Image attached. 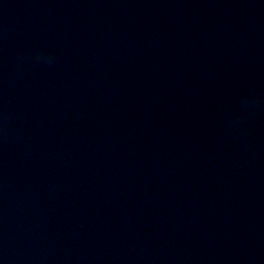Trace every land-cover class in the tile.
Masks as SVG:
<instances>
[{
    "label": "clouds",
    "instance_id": "clouds-1",
    "mask_svg": "<svg viewBox=\"0 0 264 264\" xmlns=\"http://www.w3.org/2000/svg\"><path fill=\"white\" fill-rule=\"evenodd\" d=\"M38 55L43 56L44 53H39ZM49 59H54V55L50 54ZM259 103H260L259 98L256 97L255 95H250V96L245 97V105L249 108L252 106L258 105ZM242 119H243V115L236 117L235 120L233 121V124L238 125L240 120Z\"/></svg>",
    "mask_w": 264,
    "mask_h": 264
}]
</instances>
